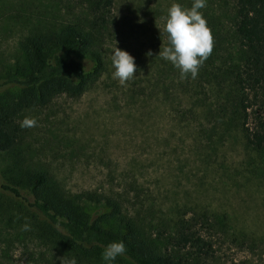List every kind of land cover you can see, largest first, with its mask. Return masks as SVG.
<instances>
[{
	"label": "rangeland",
	"instance_id": "374dc122",
	"mask_svg": "<svg viewBox=\"0 0 264 264\" xmlns=\"http://www.w3.org/2000/svg\"><path fill=\"white\" fill-rule=\"evenodd\" d=\"M173 2L113 0L105 23L95 26L103 15L92 13L95 0H0V80L17 62L26 65L22 39L69 25L92 34L103 61L81 95L61 94L14 117L18 139L12 151L0 153V177L44 172L68 198L87 194L88 212L104 213L106 224H118L106 199L117 201L158 248L167 245L159 234L183 213L197 212L211 224L215 255L206 264H264V153L229 127L209 81L236 43L234 3L207 0L199 10L213 50L195 79H181L157 56L168 44L163 27ZM115 46L137 66L124 85L112 77ZM20 94L0 89V111ZM25 116L35 117L36 126L21 128ZM60 257L64 264L73 257L77 264H103L101 253H80L19 201L0 194V264H61Z\"/></svg>",
	"mask_w": 264,
	"mask_h": 264
},
{
	"label": "trees",
	"instance_id": "16d2710c",
	"mask_svg": "<svg viewBox=\"0 0 264 264\" xmlns=\"http://www.w3.org/2000/svg\"><path fill=\"white\" fill-rule=\"evenodd\" d=\"M232 1L236 43L231 45L224 62L215 63L209 81L229 127L237 128L248 146L264 153V0ZM112 4L113 0H95L92 13L96 18L103 13L95 26L105 23V11ZM93 43L92 34L76 25L21 40L26 65L20 67L17 62L0 80V89L21 91L12 106L0 111V153L12 151L16 144L19 129L14 117L20 111L46 104L61 94L79 96L87 89L103 68ZM205 75L206 72L200 74ZM0 194L19 201L84 255L102 253L108 243L119 240L126 248L119 256L121 261L117 260L121 264H206L215 255L208 234L210 219L197 212L183 213L168 233L159 234L167 245L158 248L151 238L137 230L133 220L123 216L117 201L106 199L112 208L110 217H117L118 224H106L109 220L104 213L93 216L88 212L86 203L91 200L87 194L68 198L51 185L44 172L28 173L24 179L2 173Z\"/></svg>",
	"mask_w": 264,
	"mask_h": 264
},
{
	"label": "clouds",
	"instance_id": "9594fccd",
	"mask_svg": "<svg viewBox=\"0 0 264 264\" xmlns=\"http://www.w3.org/2000/svg\"><path fill=\"white\" fill-rule=\"evenodd\" d=\"M207 0H192L191 7H186L174 0L167 9L166 22L163 32L167 33V46L160 49L157 56L169 61L174 68L179 70L180 78L195 79L200 66L211 54L214 46L212 31L207 24L203 13L199 11L206 6ZM161 32V29H159ZM146 55L151 56L149 51ZM113 79L124 85L134 79L137 66L135 58L126 50L115 46L111 52ZM36 118L25 116L20 122L21 128L36 126ZM29 225L24 224L23 230H28ZM126 251L123 240L112 241L106 245L101 253L103 264H115L116 258ZM64 264L63 258H59ZM67 264H77L73 257Z\"/></svg>",
	"mask_w": 264,
	"mask_h": 264
}]
</instances>
